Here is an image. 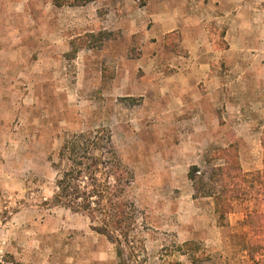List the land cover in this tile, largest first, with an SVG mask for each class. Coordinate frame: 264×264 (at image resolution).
<instances>
[{"label":"rangeland","instance_id":"rangeland-1","mask_svg":"<svg viewBox=\"0 0 264 264\" xmlns=\"http://www.w3.org/2000/svg\"><path fill=\"white\" fill-rule=\"evenodd\" d=\"M100 129L133 176L127 264H255L264 0H0V264H117L49 204L64 138ZM207 192L232 198L225 219Z\"/></svg>","mask_w":264,"mask_h":264},{"label":"trees","instance_id":"trees-1","mask_svg":"<svg viewBox=\"0 0 264 264\" xmlns=\"http://www.w3.org/2000/svg\"><path fill=\"white\" fill-rule=\"evenodd\" d=\"M91 1L94 0H52V4L57 8L75 7ZM51 167L56 177L49 204L86 215L90 229L114 245L117 264H127L125 248L135 243L131 234L136 223V210L127 198L133 176L115 149L110 132L100 129L67 136ZM198 171L191 167L188 173L189 180H195V185ZM214 175L228 176V168L211 172L207 180L212 185L217 183L211 178ZM260 187V202L264 206V151ZM205 196L214 198L220 220L225 219L231 210L232 198L211 192ZM244 224L251 229L254 238L248 246L249 255L255 264H264V213H248Z\"/></svg>","mask_w":264,"mask_h":264},{"label":"crops","instance_id":"crops-1","mask_svg":"<svg viewBox=\"0 0 264 264\" xmlns=\"http://www.w3.org/2000/svg\"><path fill=\"white\" fill-rule=\"evenodd\" d=\"M88 5V4H87ZM204 64H206V63H204ZM207 67H209V65L207 64ZM192 72V70H190L189 71V73H191ZM196 79H194V78H192V81H191V83L189 82L188 83V85L187 86H191V88H195L196 87V85H197V81H195ZM6 264H13V263H6Z\"/></svg>","mask_w":264,"mask_h":264}]
</instances>
